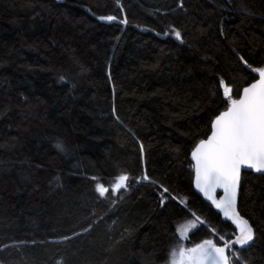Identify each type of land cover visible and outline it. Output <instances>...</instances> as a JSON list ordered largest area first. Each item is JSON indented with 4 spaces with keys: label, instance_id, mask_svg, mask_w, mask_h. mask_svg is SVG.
Returning <instances> with one entry per match:
<instances>
[{
    "label": "trees",
    "instance_id": "obj_1",
    "mask_svg": "<svg viewBox=\"0 0 264 264\" xmlns=\"http://www.w3.org/2000/svg\"><path fill=\"white\" fill-rule=\"evenodd\" d=\"M261 67L264 0H0V264H168L233 238L191 152ZM238 210L254 239L230 263L264 264V175L242 173Z\"/></svg>",
    "mask_w": 264,
    "mask_h": 264
},
{
    "label": "snow or ice",
    "instance_id": "obj_2",
    "mask_svg": "<svg viewBox=\"0 0 264 264\" xmlns=\"http://www.w3.org/2000/svg\"><path fill=\"white\" fill-rule=\"evenodd\" d=\"M101 19L111 21L114 17ZM175 35L180 38L179 32ZM258 75L255 83L243 88L238 99L232 98L231 88L224 87L229 101L227 109L212 122L210 136L201 140L191 153L197 189L236 225L238 235L230 242L225 241L223 246H217L212 240L190 248L178 245L171 253V264H230L235 255L233 245L244 247L254 239L252 226L236 211V193L242 167L264 173V67L258 69ZM127 181V175H120L111 191L126 188ZM217 189L224 192L219 200L215 196ZM97 192L104 196L109 188L98 184ZM195 227V223H189L181 229V235ZM220 239L223 240V236Z\"/></svg>",
    "mask_w": 264,
    "mask_h": 264
},
{
    "label": "water",
    "instance_id": "obj_3",
    "mask_svg": "<svg viewBox=\"0 0 264 264\" xmlns=\"http://www.w3.org/2000/svg\"><path fill=\"white\" fill-rule=\"evenodd\" d=\"M259 78V77H258ZM257 78V79H258ZM256 82V80L255 81H253L252 83H255ZM251 83V84H252ZM251 84H249L248 86H250ZM248 86H246V87H248ZM243 94V90H242V92H241V95ZM225 111V110H224ZM223 112V111H222ZM221 112V113H222ZM216 118V117H215ZM215 120V119H214ZM213 120V121H214ZM210 134H211V131H210ZM210 134L208 135V136H210ZM200 143V142H199ZM198 143V144H199ZM197 144V145H198ZM196 145V146H197ZM195 149V148H194ZM194 149H193V151H194ZM192 151V152H193ZM191 152V153H192ZM191 161H192V164H193V171H194V176H193V188H194V190L196 191V193L198 194V195H200V197H202L205 201H207V202H209V203H211V204H213L212 203V201L211 200H209L207 197H205V195L199 190V189H197V187H196V185H195V168H194V164H195V162L192 160V156H191ZM246 171H248V172H253V173H255V174H260V175H264V173H257L256 171H254L253 169H248V168H245V167H242L241 168V172H240V177H239V182H238V186H237V193H236V211H237V213L239 214V216L241 217V218H243V219H246L245 217H243L240 213H239V210H238V199H239V192H240V182H241V176H242V173L243 172H246ZM215 196H216V199L217 200H219V199H221V198H223V196H224V192H223V189H217L216 190V193H215ZM214 206H215V204H213ZM215 209H216V211H217V213L221 216V218H222V220L223 221H226V222H228V223H230V224H233L235 227H236V225L232 222V221H230V220H227L225 217H224V215H223V212L220 210V209H218L216 206H215ZM247 220V219H246ZM249 222V221H248ZM250 224V223H249ZM251 225V224H250ZM253 228V227H252ZM253 232H254V230H253ZM238 235V229L236 228V233H235V235H234V237L233 238H231L230 240H229V242L231 241V240H234L235 238H236V236ZM252 242V241H251ZM251 242L249 243V245L251 244ZM224 244V243H223ZM223 244L222 245H217V246H223ZM249 245H246V246H244V247H240L239 245H233V249L234 248H245V247H247V246H249ZM231 264V263H230Z\"/></svg>",
    "mask_w": 264,
    "mask_h": 264
},
{
    "label": "rangeland",
    "instance_id": "obj_4",
    "mask_svg": "<svg viewBox=\"0 0 264 264\" xmlns=\"http://www.w3.org/2000/svg\"><path fill=\"white\" fill-rule=\"evenodd\" d=\"M116 181V180H115ZM189 223H195V225H197L196 224V221L195 220H189V221H186V222H184V223H181V224H179L178 225V227H177V231H178V233L181 235V229L182 228H184L185 226H187ZM193 229H190L184 236H186L190 231H192ZM182 236V235H181ZM184 236H182V237H184ZM176 249V248H175ZM168 264H171V258L169 259V262H168Z\"/></svg>",
    "mask_w": 264,
    "mask_h": 264
},
{
    "label": "built area",
    "instance_id": "obj_5",
    "mask_svg": "<svg viewBox=\"0 0 264 264\" xmlns=\"http://www.w3.org/2000/svg\"><path fill=\"white\" fill-rule=\"evenodd\" d=\"M223 243L226 241L225 239L221 240Z\"/></svg>",
    "mask_w": 264,
    "mask_h": 264
}]
</instances>
